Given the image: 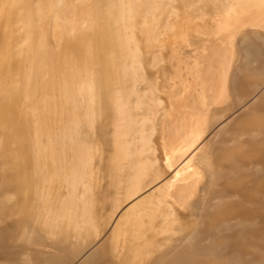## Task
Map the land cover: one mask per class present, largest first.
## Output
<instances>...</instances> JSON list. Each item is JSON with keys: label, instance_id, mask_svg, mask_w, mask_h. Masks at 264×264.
I'll return each mask as SVG.
<instances>
[{"label": "bare ground", "instance_id": "6f19581e", "mask_svg": "<svg viewBox=\"0 0 264 264\" xmlns=\"http://www.w3.org/2000/svg\"><path fill=\"white\" fill-rule=\"evenodd\" d=\"M174 1L0 0V264H264V0Z\"/></svg>", "mask_w": 264, "mask_h": 264}, {"label": "rangeland", "instance_id": "374dc122", "mask_svg": "<svg viewBox=\"0 0 264 264\" xmlns=\"http://www.w3.org/2000/svg\"><path fill=\"white\" fill-rule=\"evenodd\" d=\"M195 5H198V3H196L195 2ZM200 7H202L204 4H202V3H200ZM205 6V5H204ZM204 6L202 7L203 9H205L204 8ZM173 9L175 10L174 12L175 13H177V11H178V15L177 14H174V15H177L178 17H181V18H178V21L175 19V17L173 18V16L174 15H172V16H170V15H164V16H160L161 18H163V22L164 21H168V22H170V23H172V24H174V29L176 28L177 30H179V31H177L176 29L175 30H173L172 32H169L168 34H167V36H169L170 38H171V36L173 37H175L178 41L181 39L180 38V36H179V34H180V32H181V30H183V31H187V25L189 24V23H191L192 24V22H193V24H192V26L193 27H196V28H198L199 29V27L201 28L202 26H203V23L206 21V20H210L211 19V17H212V13H210V11L207 9V7H206V11H205V15H204V18L202 19V18H200V16L198 15V14H200V13H192V15H189L188 13H186V12H184L185 10H184V6H183V4L179 1V0H176V1H174V3H173ZM178 9V10H177ZM177 10V11H176ZM184 10V11H183ZM179 11H180V13H179ZM185 14V15H184ZM181 15V16H180ZM198 16H199V20H198ZM168 17L170 18V19H168ZM197 17V18H196ZM177 18V17H176ZM197 19V21L195 20V19ZM168 19V20H167ZM173 19H175L174 21H173ZM180 19H181V22H180ZM188 19V20H187ZM186 21H187V23H186ZM191 21V22H190ZM185 22V23H184ZM186 25L185 27L183 26L184 24ZM181 24V25H180ZM183 24V25H182ZM190 24V25H191ZM180 25V26H179ZM183 26V27H182ZM178 28H180V29H178ZM208 31H210L209 29H207ZM202 32L204 31L203 29L201 30ZM177 32V33H176ZM205 32V31H204ZM189 33L190 34H196V33H193V31L191 30V31H189ZM51 44H54V39H52L51 38Z\"/></svg>", "mask_w": 264, "mask_h": 264}]
</instances>
